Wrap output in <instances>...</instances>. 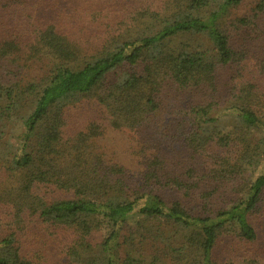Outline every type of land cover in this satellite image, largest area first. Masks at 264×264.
<instances>
[{"label":"trees","instance_id":"1","mask_svg":"<svg viewBox=\"0 0 264 264\" xmlns=\"http://www.w3.org/2000/svg\"><path fill=\"white\" fill-rule=\"evenodd\" d=\"M244 1L0 0V264L59 242L64 264H264V0ZM106 128L151 151L135 175Z\"/></svg>","mask_w":264,"mask_h":264},{"label":"rangeland","instance_id":"2","mask_svg":"<svg viewBox=\"0 0 264 264\" xmlns=\"http://www.w3.org/2000/svg\"><path fill=\"white\" fill-rule=\"evenodd\" d=\"M72 0H56V11L66 12V8ZM252 0H245L241 6L237 7L234 11V15H243L245 12H250L249 3ZM55 11V10H54ZM40 64L27 63V67L24 68V73L33 76L39 72ZM96 148L98 151L103 152L107 160L113 159V161L119 162L123 168L130 175H135L137 169L143 166L141 164L144 158L149 157L151 151L149 149H141L139 143L135 137L129 134L126 130H115L106 128L103 133L95 140ZM101 233V231H100ZM63 242L56 244L52 255H49L51 264H64L65 258L61 255V247Z\"/></svg>","mask_w":264,"mask_h":264}]
</instances>
